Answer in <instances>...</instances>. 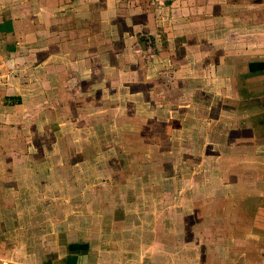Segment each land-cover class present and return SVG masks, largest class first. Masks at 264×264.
Masks as SVG:
<instances>
[{"label": "rangeland", "instance_id": "1", "mask_svg": "<svg viewBox=\"0 0 264 264\" xmlns=\"http://www.w3.org/2000/svg\"><path fill=\"white\" fill-rule=\"evenodd\" d=\"M96 29L101 38L114 34L115 41L88 47L95 53L86 50L82 57L91 56L94 64L99 53L119 51L124 34L132 36V50L142 63L151 62L155 69L160 63L157 54L165 39L156 37L157 30L121 25L109 31L100 24L91 31ZM84 60L87 68L89 59ZM158 70L145 75L132 71L133 84L120 93L108 90L100 74L99 81L88 74L78 82L73 75L67 83L73 99L43 109L41 115L51 118L36 121L31 131L35 155L22 159L36 163L35 185L21 187V210L2 220L0 264H264V203L248 208L243 197L248 189L241 183V177L253 175L249 168L231 164L225 178L209 171V183L191 179L200 171L187 148L193 143L189 133L175 132L174 122L163 124L175 105L173 73ZM249 93H254L252 99L244 90L238 104L223 103L227 115L237 110L231 114L239 117V111L244 120L234 121V129L231 114L224 116L229 124L221 128L232 134L237 129L248 135L259 132L261 138L253 143L244 141L260 147L253 156L247 154L254 161L259 153L264 156V81ZM193 98L200 105L189 108L191 125L196 119H214L216 110L207 113L215 100L201 94ZM251 112L261 118L254 126ZM256 165L253 185L264 177V163ZM202 190L208 191L206 204L188 197L196 198ZM260 190L253 189L263 195L264 186Z\"/></svg>", "mask_w": 264, "mask_h": 264}, {"label": "crops", "instance_id": "2", "mask_svg": "<svg viewBox=\"0 0 264 264\" xmlns=\"http://www.w3.org/2000/svg\"><path fill=\"white\" fill-rule=\"evenodd\" d=\"M101 13L107 21L101 20ZM138 17L141 19L135 20ZM85 18L90 21L84 23ZM100 24L107 25L109 31L119 30L121 25L145 28L154 34L157 30L156 37L160 40L162 36L165 41H160L163 46L158 50L160 63L156 69H171V87H175V105L163 124L174 122L175 132L189 133L193 143L187 148L200 171L191 179L209 183V171H219L225 178L231 164L247 167V173L253 176L241 177L248 189L243 191L245 204L248 208L263 204L264 194L253 189L264 186V177L253 185L256 175L252 168L264 163V156L259 153L254 161L248 160L247 154L253 156L260 147H248L244 142L261 138L259 132L248 135L237 129L232 134L221 125H227L225 118L231 113L237 114L235 110L227 115L223 103L233 100L238 104L244 90L252 99L254 93L249 91L254 92L264 81V0H0V235L2 220L21 210L25 200L21 187L35 185L36 163L22 160L35 155L31 131L37 120H50V116L41 115L44 108L66 106L73 99L67 85L70 77L74 75L78 82L79 76L94 74L99 81L100 74L108 90L120 93L133 84L132 71L142 75L156 71L151 62L148 68V63L138 59L131 47L132 36L127 38L124 33L119 51L99 53L101 58L95 64L91 56L82 57L86 50L93 56L95 51L88 49L92 44L103 43L105 47V42L115 41L114 34L101 38L98 29L91 31ZM75 48L82 49L74 52ZM87 58L90 65L86 68ZM198 94L215 100L207 116H212V110L216 113L214 119H204L203 123L196 119L191 125L189 108L200 105L193 98ZM240 109L243 111V106ZM238 114H231L228 120L234 129L238 127L234 121L244 120L243 114ZM259 118L251 112L252 126ZM206 124L211 126L207 129ZM207 192L188 197L206 204Z\"/></svg>", "mask_w": 264, "mask_h": 264}]
</instances>
